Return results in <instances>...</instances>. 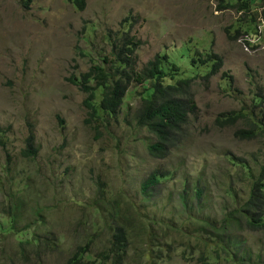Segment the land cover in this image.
<instances>
[{
	"label": "rangeland",
	"instance_id": "374dc122",
	"mask_svg": "<svg viewBox=\"0 0 264 264\" xmlns=\"http://www.w3.org/2000/svg\"><path fill=\"white\" fill-rule=\"evenodd\" d=\"M126 19L143 41L140 70L186 48L224 61L209 83L197 80L191 135L166 159L151 156L157 136L139 126L145 86L131 87L118 117H92L87 95L69 80L111 57L110 36ZM262 98L264 0H87L83 12L68 0H0V205H18V228L42 214L57 234L60 247L44 264H67L87 244L100 264L119 228L127 232L124 259L104 264H264V232L242 222L222 230L248 200L264 137L239 141L249 121L217 122L264 116ZM32 133L39 153L29 157ZM158 172L163 183L143 194Z\"/></svg>",
	"mask_w": 264,
	"mask_h": 264
},
{
	"label": "trees",
	"instance_id": "16d2710c",
	"mask_svg": "<svg viewBox=\"0 0 264 264\" xmlns=\"http://www.w3.org/2000/svg\"><path fill=\"white\" fill-rule=\"evenodd\" d=\"M78 11L87 8V0H68ZM248 2L239 4L238 9L249 8ZM235 3L228 2L223 7H234ZM254 20V18H252ZM255 21V20H254ZM253 21V22H254ZM129 24V25H127ZM122 25L125 29L110 36L112 48L111 57L93 62L89 72L80 79H69L86 95L85 106L92 117H100L101 113L118 117L122 112L131 87L145 86L143 107L139 114V126L148 128L157 136L158 141L150 146V154L156 159H166L172 149L182 145L191 135L189 128L192 116H198L196 102L197 80L206 83L222 70L223 58L216 53L191 55V49H184L180 56L174 53L159 54L150 61L143 70L139 69V51L143 41L133 35L135 23L126 19ZM241 31H238L240 34ZM189 59V65L183 66L181 61ZM225 72L223 76H227ZM264 98L259 99V104ZM250 123V131L235 133L239 141H253L264 137V116L255 117L254 112L247 114L221 115L217 122L220 127L233 126L238 121ZM4 130L0 127V134ZM39 149L35 146V135L28 138V150L25 155L37 156ZM160 173L152 174L142 185L143 194L163 183ZM202 191L196 193L200 204ZM18 205H0V214L7 215L8 222L0 221V264H44L50 254L60 247L57 234L48 227L42 214L35 225L24 229L18 228ZM244 223L251 232H264V163L252 182L248 200L223 222L224 227ZM38 224L42 226L36 231ZM30 235L29 238H24ZM127 248V232L119 228L114 235V242L107 254L101 253L100 264L115 257L121 263ZM67 264H96L91 260L89 244L79 247Z\"/></svg>",
	"mask_w": 264,
	"mask_h": 264
}]
</instances>
